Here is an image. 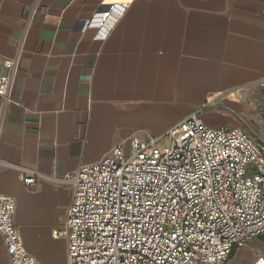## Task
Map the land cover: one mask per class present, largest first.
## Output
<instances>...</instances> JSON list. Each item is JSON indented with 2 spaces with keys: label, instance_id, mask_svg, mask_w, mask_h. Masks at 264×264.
I'll use <instances>...</instances> for the list:
<instances>
[{
  "label": "crops",
  "instance_id": "0c3cea01",
  "mask_svg": "<svg viewBox=\"0 0 264 264\" xmlns=\"http://www.w3.org/2000/svg\"><path fill=\"white\" fill-rule=\"evenodd\" d=\"M32 0H0V63L13 57ZM113 3L105 37L89 25ZM264 0H39L25 34L0 135V195L39 264H64L72 189L61 179L118 141L160 136L208 100L211 127L259 131L264 107ZM225 116V117H224ZM24 174H34L32 185ZM264 233L225 264H254ZM7 257L0 236V264Z\"/></svg>",
  "mask_w": 264,
  "mask_h": 264
},
{
  "label": "built area",
  "instance_id": "2783aa9c",
  "mask_svg": "<svg viewBox=\"0 0 264 264\" xmlns=\"http://www.w3.org/2000/svg\"><path fill=\"white\" fill-rule=\"evenodd\" d=\"M38 4L32 0L26 11L15 55L0 63V135L16 104L20 51ZM116 4L90 19L105 25L99 38L122 14ZM205 107L218 104L206 101L160 136L118 141L63 176L72 196L52 235L67 237L64 264H225L234 249L264 233V137L249 126L207 125L199 114ZM35 181L23 175L26 185ZM14 211V199L0 195L6 264H39L24 247ZM254 264H264V256Z\"/></svg>",
  "mask_w": 264,
  "mask_h": 264
},
{
  "label": "rangeland",
  "instance_id": "374dc122",
  "mask_svg": "<svg viewBox=\"0 0 264 264\" xmlns=\"http://www.w3.org/2000/svg\"><path fill=\"white\" fill-rule=\"evenodd\" d=\"M263 88H264V87H263ZM224 117H225V116H224ZM204 122H205V121H204ZM259 131L264 135V125H263V126L260 125V127H259ZM163 144H164L165 146H168V145L170 144V139H169V138H166V139L164 140ZM124 147H125L126 151H128V143H125Z\"/></svg>",
  "mask_w": 264,
  "mask_h": 264
},
{
  "label": "bare ground",
  "instance_id": "6f19581e",
  "mask_svg": "<svg viewBox=\"0 0 264 264\" xmlns=\"http://www.w3.org/2000/svg\"><path fill=\"white\" fill-rule=\"evenodd\" d=\"M119 4H120V3H117V4H116V8H120V5H119Z\"/></svg>",
  "mask_w": 264,
  "mask_h": 264
},
{
  "label": "trees",
  "instance_id": "16d2710c",
  "mask_svg": "<svg viewBox=\"0 0 264 264\" xmlns=\"http://www.w3.org/2000/svg\"><path fill=\"white\" fill-rule=\"evenodd\" d=\"M233 252L231 253L230 257L232 256Z\"/></svg>",
  "mask_w": 264,
  "mask_h": 264
}]
</instances>
